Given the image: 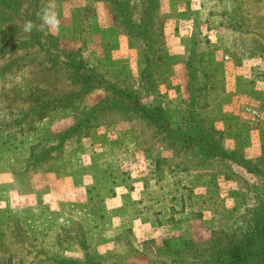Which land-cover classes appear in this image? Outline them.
Returning a JSON list of instances; mask_svg holds the SVG:
<instances>
[{"label":"rangeland","instance_id":"obj_1","mask_svg":"<svg viewBox=\"0 0 264 264\" xmlns=\"http://www.w3.org/2000/svg\"><path fill=\"white\" fill-rule=\"evenodd\" d=\"M126 1L124 18L119 0H0V264H56L54 256L82 260L81 244L67 243L68 235L86 240L96 264H174L181 256L192 264L194 255L193 264H202L212 249L233 247L264 258V0H151L154 16L145 33L136 25L144 2ZM52 2L58 28L41 19ZM28 21L34 27L25 32ZM192 50L197 74L198 62L209 73L206 105L197 118L213 141L240 154L250 171L222 158L200 161L170 144V129L186 115ZM236 61L250 62L252 79H238V70L230 67ZM145 65L150 80L141 79ZM37 88L65 95L52 110L11 126L30 107ZM136 100L159 103L170 122L168 134L133 111ZM31 149L50 158L32 162ZM152 153L160 155L155 182L160 188L146 190V199L171 194L164 168L188 169L196 178L188 185L187 207L174 202L171 210L178 215H166L177 223L187 220L178 227L182 233L162 224L157 211L156 223L167 229L145 239L144 225L122 228L119 219L128 209L102 208L117 192L102 191L100 183L121 181L124 190L133 191L135 174L153 168ZM137 210L132 206L126 214ZM113 222L118 224L112 232L100 234ZM24 229L35 232L27 236ZM171 230L179 236L168 237ZM179 237L186 239L185 249Z\"/></svg>","mask_w":264,"mask_h":264},{"label":"trees","instance_id":"obj_2","mask_svg":"<svg viewBox=\"0 0 264 264\" xmlns=\"http://www.w3.org/2000/svg\"><path fill=\"white\" fill-rule=\"evenodd\" d=\"M144 2V5L142 7L141 11V19L138 22H136V25H138V28H140L141 32H144L148 30V26L151 24V19H153L154 16V6H152V1L151 0H142ZM129 7L128 1L126 0H119L118 8L119 9H124L123 11L120 12L121 16L124 18L127 17V13L125 9ZM126 29L124 28L123 31ZM145 35V36H144ZM143 43L145 46H147V35L143 34ZM149 45V41H148ZM149 50V48H148ZM147 50V51H148ZM145 64L147 65L149 61V55L147 54L144 57ZM201 60V59H199ZM198 62V61H197ZM196 63V58H195V52L192 50L190 51V55L188 56L187 59V74H188V79H189V86H188V101H187V109H186V115L180 119V122L175 123L174 127L172 126L171 133H169L168 129V122L166 117V114L162 111L160 108L159 103L153 106H146L142 103H139V101L135 102V106L133 109L134 112L138 113L140 116L143 118L147 119L150 122L156 123L161 125V129L163 132H166L167 134L169 133V141L170 144L173 146L177 145L181 149L189 150L191 153H193L200 161L204 160H213L214 158H222L226 160L233 161L236 164H240L243 167L246 168L247 171H250L248 166L245 164V159L242 158V156H239L240 154L234 152V151H229L226 150L220 143H216L213 141L212 137L207 133L208 131V126L204 125V122L202 119L198 120L197 115L200 110V108L204 107L205 101H206V84H207V79L209 77L208 71L205 69L204 65H201L199 62V74L195 71L197 69V66H194ZM146 65L144 67V70L141 75V79H146L150 80V73L146 70ZM78 74H74L73 77H76ZM89 79V78H88ZM86 80V79H85ZM201 81V82H200ZM36 88V87H35ZM71 95V93H69ZM65 95L64 93L61 96L54 95L52 94L49 90H44V89H34L32 95H30V103H29V108L23 110V114L20 115L19 117H16V119H13L11 121V126L21 124L23 121L27 120V118L31 115H39V114H44L46 111L49 109L52 110L51 108L56 107L57 104L61 102V97ZM74 95V94H72ZM103 103V102H101ZM101 104L98 105L99 108H103V104L100 107ZM97 107L94 106L88 110L86 113V116L89 117L91 113L96 109ZM10 115V114H9ZM84 119L83 121H87L88 119ZM15 123V124H13ZM10 126V125H9ZM167 127V128H163ZM166 136V135H165ZM6 143V142H2ZM196 150H199L196 152ZM46 151H44L45 153ZM44 153L41 151H36L31 149L29 152H27L28 156L31 158L30 160L32 162L34 161H45V159H49L50 156L47 158L44 157ZM51 157L56 158V154L52 155ZM27 170V168L23 169ZM24 173L26 171H23ZM78 224V223H77ZM77 229L80 230L81 225L78 224L76 225ZM74 227V225H73ZM71 227V228H73ZM71 228H68V231H71ZM76 229V232L78 233L79 231ZM30 230V229H29ZM82 230V229H81ZM27 236L32 235L35 231H32V234L29 231L25 230L23 231ZM71 233H74L71 231ZM70 233V234H71ZM42 234V233H41ZM45 235L43 234V237ZM56 239L55 243L57 247H59L60 239L63 241L62 233H57L56 234ZM23 240L25 239L24 237H21ZM20 238V239H21ZM38 238V237H37ZM68 242H74L79 245H81L80 248L85 252L83 259L82 260H68L69 258L67 257H56L54 256V259L56 264H63V263H70V264H96L94 261H92L90 258V255L87 251V245H86V240H83V237L80 238H74L72 235L65 236ZM31 239V238H30ZM178 240L182 241V247L185 249L186 245H183L184 243H187L185 238L179 237ZM57 241V242H56ZM38 242L41 244L43 242V238L39 237ZM226 250V251H223ZM197 251V250H196ZM192 252H195L192 251ZM194 254V253H192ZM183 255L182 253L178 252V255L176 256H181ZM191 255V254H190ZM193 256V255H192ZM196 255H194L190 260L195 263V258ZM260 255L253 254L252 252H247L246 250H242L239 248H228V249H212V252L209 253L208 257L209 259L202 260V264H220V263H225V264H256V261L260 262L259 264H264V258H260ZM259 257V258H257ZM188 257H176L175 261L173 262L174 264H177L175 262H178V264H191L188 262L187 259ZM255 261V262H254ZM54 262V261H53ZM94 262V263H93ZM253 262V263H252ZM192 263V264H193ZM40 264H45V261H41Z\"/></svg>","mask_w":264,"mask_h":264},{"label":"crops","instance_id":"obj_3","mask_svg":"<svg viewBox=\"0 0 264 264\" xmlns=\"http://www.w3.org/2000/svg\"><path fill=\"white\" fill-rule=\"evenodd\" d=\"M188 27H189V25H188ZM191 29L186 28L185 32L190 31ZM190 45L194 46L193 44H190ZM249 65H250V62L247 63V65H246L245 61H242V63L239 61H236V62H233L230 67H232V69L236 68V70H238V73H237L239 76V77L237 76L238 79L244 78V79L249 80V79H252V76H253L252 72L249 71V68H250ZM245 67H247V68H245ZM240 70H242V71H240ZM258 83H259V81H258ZM229 84L231 87L232 86L231 83H229ZM234 86H236V85L234 84ZM257 88H261V86L259 85V86H257ZM231 90H232V88H231ZM158 156H160V155H153V153H152V155H150V157L154 158V160H153L154 165H153V168L150 169L151 171L145 170L142 173L135 174V183H134L135 187H134L133 191H130V189L124 190L125 188H123L124 185L122 184L121 181L114 183L113 182L114 180H113L112 181L113 183H112V182H110V180L107 179L106 181H104V183L103 182L100 183V184H103L101 187L102 191L103 190L104 191H110L112 188L113 191L117 192L116 195L111 196V197H107V199L103 203L102 208H104L105 210L107 209L110 213L113 212V209L114 210L115 209L120 210L121 207L128 209L127 211H129L130 207H132V206H135L136 208H138V210H137L139 212L138 214H136L134 216H129L126 214V212H127L126 211V212H124L125 217L120 218V219L117 218V220L119 219V221L120 220L123 221V222H120V223H124L123 224L124 226H122V228H126L128 223L129 224L133 223V225L135 224V226L144 225L143 227H145V228L143 229V227H142V232H144L146 234V236L143 237L145 239L156 238L157 235L161 234L162 232L166 231V229H167L166 227L163 228V227L159 226L158 225L159 222L156 223V218H155L154 214H157L156 213L157 211H159L158 219L161 221L162 224L168 223L169 226H172L170 229H173V225H175L174 228H176V230L182 224L185 225V222H187V220H183L180 223H177L176 221L172 220L171 218H169L170 220H167L168 218H166V215L171 216V212H172L173 216L178 215V214H176L177 212L175 211V209L171 210V205H174V202H176V204L178 203L180 207H183V208L187 207L186 203H190V200H188L187 197L189 195H191V194H189L191 191V187H188V185L189 184H190V186L194 185L192 183H194V178H196L195 177L196 174H193L188 169L178 170V169H175L173 166L164 168V170L168 174L167 180H168V182L171 183L170 186L173 189L171 194L159 197L158 199H155V200L146 199V194H145L146 190L150 191V190H153L154 188H160L159 185H155V182H159V181H157V174H158V171L161 170V167H160V165H158V162H157V160L159 158ZM150 157H148V159ZM155 177H156V180H155ZM107 183L110 185L105 186ZM111 184H113V185L111 186ZM120 185H123V186H120ZM117 190L124 191L125 193H122V195L124 197L121 194H119L118 193L119 191H117ZM184 190H186V192L188 193L187 196H186V194L184 195V193H183ZM129 191L132 192V194ZM126 193H128V194L130 193L131 197H133V199H131V197H130L128 200H126V197L124 195ZM110 194H111V192H110ZM172 195L175 199L172 198ZM148 203H150V205L148 207H149V209H151L149 213L146 211V206L148 205ZM156 203H157L158 207L156 206ZM120 212H122V211L120 210ZM180 212H182L183 216H185V213H183L182 209H180ZM109 216H111V215H109ZM153 216H154V219L152 218ZM91 220L92 219H90V221ZM175 222H176V224H175ZM115 224L117 225L118 222H116V223L113 222L112 228L108 227V229H106L103 232H100V234L105 236L106 233L112 232L111 229H114V227L116 226ZM178 232L182 233L181 229H178ZM179 233H174L171 230V232L166 233V235H168V237L171 238V237H174L175 235H178Z\"/></svg>","mask_w":264,"mask_h":264},{"label":"clouds","instance_id":"obj_4","mask_svg":"<svg viewBox=\"0 0 264 264\" xmlns=\"http://www.w3.org/2000/svg\"><path fill=\"white\" fill-rule=\"evenodd\" d=\"M55 4L54 2L49 3V5L43 9V15L41 17L43 23L45 25L50 26L51 28H58L59 20L57 19V15L54 11ZM34 27V24L31 21H28L24 25V31L30 32Z\"/></svg>","mask_w":264,"mask_h":264},{"label":"built area","instance_id":"obj_5","mask_svg":"<svg viewBox=\"0 0 264 264\" xmlns=\"http://www.w3.org/2000/svg\"><path fill=\"white\" fill-rule=\"evenodd\" d=\"M243 110L250 114L253 118L258 119L260 117V113L257 109L249 107V106H244Z\"/></svg>","mask_w":264,"mask_h":264}]
</instances>
